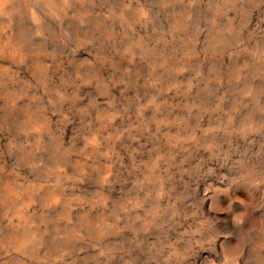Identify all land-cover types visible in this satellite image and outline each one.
<instances>
[{"label": "rangeland", "instance_id": "rangeland-1", "mask_svg": "<svg viewBox=\"0 0 264 264\" xmlns=\"http://www.w3.org/2000/svg\"><path fill=\"white\" fill-rule=\"evenodd\" d=\"M0 264H264V0H0Z\"/></svg>", "mask_w": 264, "mask_h": 264}]
</instances>
